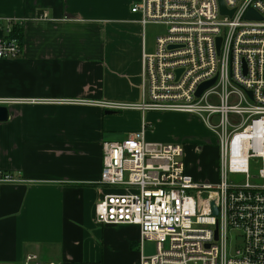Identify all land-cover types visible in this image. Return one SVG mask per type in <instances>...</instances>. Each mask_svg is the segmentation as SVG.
<instances>
[{
	"label": "crops",
	"instance_id": "obj_1",
	"mask_svg": "<svg viewBox=\"0 0 264 264\" xmlns=\"http://www.w3.org/2000/svg\"><path fill=\"white\" fill-rule=\"evenodd\" d=\"M139 1L0 0L3 26L15 19L23 29L22 55L0 60V106L9 111L0 122V169L25 179L0 191V264H22L29 254L60 264H140L139 227L95 219L96 203L112 192L99 182L104 144L144 122L150 142L179 143L207 129L196 115L140 108L148 51L147 25L132 12ZM188 120L201 135L178 127ZM213 155L217 174V146ZM185 164L197 181L218 179Z\"/></svg>",
	"mask_w": 264,
	"mask_h": 264
},
{
	"label": "built area",
	"instance_id": "obj_2",
	"mask_svg": "<svg viewBox=\"0 0 264 264\" xmlns=\"http://www.w3.org/2000/svg\"><path fill=\"white\" fill-rule=\"evenodd\" d=\"M223 2L227 13L219 0H140L132 7L144 26L168 27L154 52L143 54L140 108L196 115L219 149L218 180L200 182L187 172L184 146L148 141L145 122L124 140L105 142L99 182L124 188L96 203L95 219L138 226L140 264H264V0ZM250 10L259 19H248ZM21 24L9 19L4 27L0 20V60L22 55L12 32ZM229 173L246 181L229 182ZM24 181L0 169V191ZM146 239L156 242L150 256ZM22 264L60 263L29 254Z\"/></svg>",
	"mask_w": 264,
	"mask_h": 264
},
{
	"label": "rangeland",
	"instance_id": "obj_3",
	"mask_svg": "<svg viewBox=\"0 0 264 264\" xmlns=\"http://www.w3.org/2000/svg\"><path fill=\"white\" fill-rule=\"evenodd\" d=\"M167 29L168 27L166 24L150 23L147 25L146 27V47L149 53L154 52L157 37L165 34L167 32ZM160 112H170V111H160ZM177 125L178 127L183 126L184 129L187 128L185 130V133L199 132L201 135L202 129H198V128L202 126L196 120H188L186 125H181L178 123ZM191 135L193 136L195 134H191ZM175 141L181 143V145H183L184 148L187 147L188 151L192 150L193 155L191 156V158L189 157V155L187 156V152H186L185 159L187 163H190L192 164V166L196 167L202 175H209L208 177L209 179H212V180L217 179L218 172L216 174V171L214 169L215 161L213 162V159H214L213 150L216 146L218 147V145H216V139L210 133L208 129L206 133L203 130L202 135L199 137H194V138L189 137L187 138V140H184V141H178V140H175ZM166 142H170V141H166ZM198 147H200L201 149L198 150ZM185 151H186V148H185ZM218 164H219V149H218ZM253 180L259 181V179H253ZM228 181L232 183H244L246 181V177L243 174L229 173ZM110 188H112V191H118L124 188V186L113 185V186H110ZM140 247H141V242H140ZM143 248H144L145 255L150 256L156 253V242L153 240L146 239L143 242Z\"/></svg>",
	"mask_w": 264,
	"mask_h": 264
},
{
	"label": "water",
	"instance_id": "obj_4",
	"mask_svg": "<svg viewBox=\"0 0 264 264\" xmlns=\"http://www.w3.org/2000/svg\"><path fill=\"white\" fill-rule=\"evenodd\" d=\"M219 1H220L222 13H227V10L225 8V4H224L223 0H219ZM230 13L232 14L233 12H230ZM247 18L248 19H254V18L259 19V16L253 10H250L247 14ZM220 44H221V38L218 39V47L220 46ZM180 72L181 71H179L178 73L180 74ZM215 81H216V78L209 81V82L202 84L198 89L197 95L198 96L201 95V93L205 89H207L208 87L212 86L215 83ZM110 113H113V112H110ZM8 118H9V111H8L7 107L0 106V122L6 121ZM212 206H213L214 215H217L218 214V208L215 206L214 202L212 203ZM215 240H218V228L215 231ZM207 247H209V245Z\"/></svg>",
	"mask_w": 264,
	"mask_h": 264
},
{
	"label": "trees",
	"instance_id": "obj_5",
	"mask_svg": "<svg viewBox=\"0 0 264 264\" xmlns=\"http://www.w3.org/2000/svg\"><path fill=\"white\" fill-rule=\"evenodd\" d=\"M13 36L17 37L21 41L23 40V29L20 27V25L14 26L13 30Z\"/></svg>",
	"mask_w": 264,
	"mask_h": 264
},
{
	"label": "bare ground",
	"instance_id": "obj_6",
	"mask_svg": "<svg viewBox=\"0 0 264 264\" xmlns=\"http://www.w3.org/2000/svg\"><path fill=\"white\" fill-rule=\"evenodd\" d=\"M1 105V104H0Z\"/></svg>",
	"mask_w": 264,
	"mask_h": 264
}]
</instances>
